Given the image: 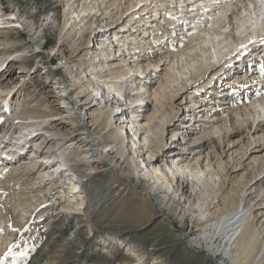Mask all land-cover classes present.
Returning <instances> with one entry per match:
<instances>
[{
    "label": "bare ground",
    "instance_id": "obj_1",
    "mask_svg": "<svg viewBox=\"0 0 264 264\" xmlns=\"http://www.w3.org/2000/svg\"><path fill=\"white\" fill-rule=\"evenodd\" d=\"M41 2L28 0L26 6ZM61 2L70 6L60 15L62 23L53 7L39 26L18 7L7 16L0 7V163L7 161L0 171V264L6 258L9 264H82L85 258L88 264H144L147 256L164 257L176 247L186 264H264V66L250 74L264 57V0ZM45 23L62 35L58 49L71 46L68 62L84 66L85 76L95 75L91 83L70 87L52 77L62 102L56 107L42 100L43 88L28 92L2 70L10 61H28V47L18 46L6 29L18 26L37 40ZM92 38H98L93 47ZM215 78L226 79L223 87ZM115 96L116 102L145 100L141 123L130 121L129 130L145 134L140 139L147 158L134 148L139 141L114 125L107 106ZM180 99L190 114L180 136L197 147L163 158L158 143L178 119ZM40 135L55 148H35L31 139ZM28 144L32 155L24 169L20 164L28 157L20 152L28 153ZM53 174L58 178L42 187ZM76 180L89 186L85 194L76 192ZM58 197V206L51 204ZM54 208L58 212L48 221L43 215ZM153 217L154 232L169 233L179 224L171 246L157 247L158 237L142 236ZM28 223L43 236L29 238L27 248L16 252ZM90 232L92 244L102 243V255L93 250L72 258L75 248L85 250L84 234ZM122 244L136 258L117 255Z\"/></svg>",
    "mask_w": 264,
    "mask_h": 264
},
{
    "label": "rangeland",
    "instance_id": "obj_2",
    "mask_svg": "<svg viewBox=\"0 0 264 264\" xmlns=\"http://www.w3.org/2000/svg\"><path fill=\"white\" fill-rule=\"evenodd\" d=\"M26 2H28V0H0V7L5 12V16H7V14H9V13L13 14V12L16 11V7H18L21 12H26L27 16H32L33 19L35 21H37L36 24L38 26L42 22L41 21V19L43 18L42 15L45 12L52 9L53 7H54V9L58 10V14H59L58 20L60 23H62V16H60V15L62 14L64 8L70 7L69 5H65L64 3H62L61 0H42V2L37 6V8L26 6ZM151 6H152V4H150V7ZM136 17H135L134 21L137 20ZM147 23H149V22H147ZM48 24L49 23L43 24L44 32L42 34H40V37H42V38L39 37V39H37L38 41L35 39V37H33L31 34H29L25 29L20 28L18 26H14L13 30H11L9 32L6 29V32L8 34H10V36L12 38H18V40H19L18 46H20V47L27 46L28 47L27 48L28 52H27V56H26L28 61L25 62L26 66L22 65V63H17V62L12 63L10 61L7 64H4V68L2 70H6V71L9 70L11 72L10 76H9L10 77V80H9L10 83L14 82V84L15 83L25 84L26 89H27L26 91H28V92H30V91L31 92H33V91L37 92L38 90L43 88L42 90L44 93L42 96V100H44V99L50 100V101H52V104H54V106L56 107L57 103L62 104V102L57 101V98H59V93H57L58 89L53 84L52 77H53V79H55V78L58 79L60 77V80H62L64 78L66 86L70 87L73 83H77L81 80L84 81V83H86V84H88L89 82L91 83L92 80H95V75L87 73L89 75L85 76L86 72L84 73L82 71L84 69V66H81V67L77 66L79 64V62H77L75 65H73L74 62H71V61L68 62V59H69L68 57H70V55L72 53L71 52V46L68 44H65V46L58 49V47H59L58 43H61V41H62L61 36L62 35L59 36L58 30H56L55 28L52 27L50 29ZM52 25H54V24H52ZM96 28H98V27H96ZM19 33H20V35H19ZM95 39H98V38H92V40L89 41V43H88L89 45L93 44L91 47L94 46ZM250 43H251V41H250ZM80 46H82V44ZM146 49H148V48H146ZM55 53H56V56H54ZM36 56H37V58H36ZM34 60L37 61L36 62L37 66H32ZM66 61H67V63H66ZM82 62H84V60ZM150 67L153 68V66H150ZM126 68L129 69V68H131V66L130 67L126 66ZM159 68H161V66L160 67L156 66L154 69L157 70ZM47 69H51L52 71H54V74L51 77H47L45 75V71ZM35 70H36V72H35ZM1 72H3V71L0 70V74H1ZM25 73H27V75H24V77H21V75L25 74ZM145 73H147V71ZM151 73H152L151 74L152 77H154L156 75L154 71H151ZM215 79L213 82L217 83V81L221 80L222 81V87H223V84L225 83L226 79L225 80H222L221 78L219 80L218 79L215 80ZM134 84L137 86V84H138L137 81L136 82L134 81ZM134 84H131L130 86L136 87V86H133ZM153 84H154V86L158 85L156 82L152 83V85ZM219 85H221V84L219 83ZM222 87H221V89H222ZM99 92L102 93V89H100ZM125 98L116 102V99H119V98L117 96H115V98L111 100L112 103H110L107 107H108V109L109 108L113 109L112 112H113V118H114V125L116 126V128L122 129L123 134L128 136V137H126V138H128V140L139 141V143L134 145V148H135V150L140 151V153H138V155L140 154L139 156H142L143 158H147L148 152H147V148L144 146L146 144H145V142H143L140 139V137H143L145 134L142 133L143 132L142 131V132H139L138 136L136 137L134 135L136 132V128H134V131L129 130L130 121L135 120L136 122L141 123V118L143 117V114L145 113L144 106H145L146 102H145V100L140 99L136 104H134L135 101L133 103H131L127 100L125 101ZM31 99H30V101H25V100L24 101L31 103ZM178 102H181V105L179 104L180 110H179V114H178V119L176 121H174L175 123L172 126H170V124L167 126L166 130H168V132H170V133L167 134L168 132L166 131L163 135L161 143L160 144L158 143L159 146H162L161 149H159L160 150L159 153H162L161 157H163V158L165 155L172 153V152L181 151L182 153H185L187 150L190 151L193 146H196L195 143H193L192 145L188 144L190 142L189 138L186 139V138H183V136H180L182 133V128L185 127V125H184L185 123L183 121L190 119V117H189L190 114L187 111L188 110L187 106L185 107V104L182 103V99H180ZM216 102H217L216 106L222 108L225 111V109H226L225 102L219 101V100ZM142 105H144V106H142ZM149 106H150V108L152 107L151 102L149 103ZM210 111H212V113L214 112L213 109ZM64 115H67V114L64 113ZM196 117H198V119H203L201 114H198ZM117 118H118V120H117ZM125 119H126V121H128V123L125 122ZM115 120H117V121H115ZM122 121H123V124H122ZM0 124H1V122H0ZM190 126H188V127L192 128V126L191 127ZM176 130H180L179 134L177 136H173L172 135L173 133H171V132L176 131ZM37 136H39L38 133H37ZM42 139L44 140V138H42L41 135L39 138L35 137V138L31 139L32 143H34L36 145L35 148H37V147L41 148L42 147L41 149L43 151L50 150V148H52V149L55 148L54 147L55 143L54 144H52L50 142L45 143V142H42L43 141ZM28 145H30V144H28ZM39 145H41V146H39ZM23 150H24V147H23ZM27 150H28V153L26 151L20 152L21 158H23L24 156L28 157L26 160H24V162H22L20 164L21 166L25 165L24 169L26 168L27 165L30 164L29 163L30 162L29 155L30 156L32 155L31 149L29 148V146H28ZM129 151H130V149H129ZM39 154H41V153H37L36 155H39ZM130 154H131V151H130ZM42 155H44L43 152H42ZM6 158H9V156L7 155ZM37 160H39V159H37ZM4 163L5 162L0 163V171H1ZM147 168H149V166ZM56 173H58V172H56ZM56 175L58 176V174H56ZM56 175L53 174L52 178H48V180L46 179L45 182L41 183L42 187H45L47 189L50 186L49 182L52 184V181H55L58 178ZM30 177L31 178H29V181H33L32 180L33 177L32 176H30ZM34 177H37V174H34ZM7 179H8V177H7ZM7 181H9V180H7ZM76 182H77V184H76L77 191L75 189L76 192L81 193V194H85L87 192V190H89V186L87 184H85L83 182V180H76ZM67 187H68L67 186V180L65 178H63L61 189L66 190ZM57 189L58 188L52 189V190L55 191ZM57 192H59V191L57 190ZM55 199H57V200H55ZM61 201L62 200L58 197V198H54L53 200H51L52 203L51 202L50 203L55 204V206H58V203H60ZM45 204H47V203H45ZM1 210H2V207L0 208V212H1L0 213V219H1V217L4 218L3 210L2 211ZM56 212H58V210L56 208H54L48 212H45L43 217L46 216L47 220L50 221L53 219V216ZM83 212H84V214L86 213V211H81L79 214L82 215ZM154 219H155V217L152 218L150 226H148V227H147V225L145 226L146 228L142 231V236L145 239H149V240H151V238H153V237H151L152 235H154V237H158L160 239V241H158L160 244L157 247L162 248L164 246H171V245H169L171 233H172V231L174 232L176 228H178L179 224L176 223L177 227H174V228H173V226H170L171 231L169 233H166L162 230H160V231L158 230V231L154 232V227H153ZM32 221H33V218L30 220V222H32ZM0 223L2 224L1 221H0ZM1 224H0V226H1ZM43 225H44V223H43ZM40 226H42V224H40ZM5 227H9L8 223H5ZM30 229L32 230L33 233H30ZM40 230L41 229H37L35 226H32V224L28 223L25 226L23 233H21L22 236L20 237V239L18 241V246L16 247L15 251L16 252H19L21 250L24 251V249L27 248L28 243L32 242V241H30L31 239H29V238H35V240L38 241V239H40L43 236V233H39ZM91 233L92 232L84 234L88 240V242L86 243L87 247L85 248V250L82 248H80V249L75 248L74 249L75 251L73 253L72 258H75L79 255H83L85 253H90L93 250H95L97 252V254L102 255L100 252L103 251V248H102L103 245L101 242L99 243V240H94V243L92 244ZM154 233L157 235H155ZM24 237H27L29 240L26 239V241H24V239H23ZM111 245H112V243L109 246H111ZM140 245L147 247V244H142L139 242L137 243L136 246L139 247ZM113 246L116 249V245L113 244ZM157 247H155V248H157ZM109 248H112V247H109ZM147 248L151 249L150 247H147ZM165 248H167V247H165ZM125 249H126V247H124L122 244V246L119 247V251H117L116 254L118 255L119 253H122V254L125 253L126 256H129L130 259H132V260L134 258H136L135 254L126 253ZM166 250H167V253L165 254L164 257H157L156 254H154L152 256H147L146 259H148V260L150 259V260L146 261L144 259L143 263L144 264H186L182 260L180 247H176L173 249H166ZM112 253H113V251H112ZM103 256H105V255H103ZM8 260H9L8 258L4 259L3 264H9ZM88 262H89V260L87 258H85L84 262L82 264H88Z\"/></svg>",
    "mask_w": 264,
    "mask_h": 264
}]
</instances>
